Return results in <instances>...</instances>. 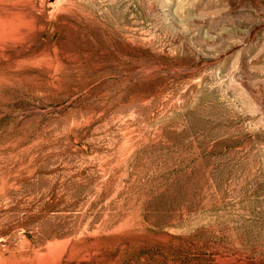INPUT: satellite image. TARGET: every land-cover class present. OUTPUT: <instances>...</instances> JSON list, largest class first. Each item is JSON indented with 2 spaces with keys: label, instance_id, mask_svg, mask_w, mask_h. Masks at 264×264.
<instances>
[{
  "label": "rangeland",
  "instance_id": "rangeland-1",
  "mask_svg": "<svg viewBox=\"0 0 264 264\" xmlns=\"http://www.w3.org/2000/svg\"><path fill=\"white\" fill-rule=\"evenodd\" d=\"M17 10L0 264H264V0H0V21Z\"/></svg>",
  "mask_w": 264,
  "mask_h": 264
},
{
  "label": "bare ground",
  "instance_id": "bare-ground-1",
  "mask_svg": "<svg viewBox=\"0 0 264 264\" xmlns=\"http://www.w3.org/2000/svg\"><path fill=\"white\" fill-rule=\"evenodd\" d=\"M29 27L30 13L24 10H17L9 17L0 21V43H14L29 30Z\"/></svg>",
  "mask_w": 264,
  "mask_h": 264
}]
</instances>
